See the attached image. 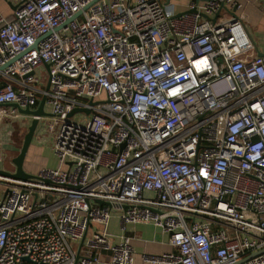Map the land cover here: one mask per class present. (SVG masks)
<instances>
[{"label": "built area", "instance_id": "2783aa9c", "mask_svg": "<svg viewBox=\"0 0 264 264\" xmlns=\"http://www.w3.org/2000/svg\"><path fill=\"white\" fill-rule=\"evenodd\" d=\"M5 1L0 117L43 95L59 165L0 176V264H133L138 223L171 247L146 264H264V45L242 2Z\"/></svg>", "mask_w": 264, "mask_h": 264}, {"label": "crops", "instance_id": "0c3cea01", "mask_svg": "<svg viewBox=\"0 0 264 264\" xmlns=\"http://www.w3.org/2000/svg\"><path fill=\"white\" fill-rule=\"evenodd\" d=\"M240 1L242 2V9L240 12L243 18V26L255 47L261 50L264 45V0ZM169 2L172 4L174 12L184 10L185 0H169ZM11 8L12 5L9 4L8 1L0 0V12L2 15L9 17ZM259 43L260 45H256ZM2 109L6 114L0 117V152L4 156V161L0 163V169L11 170L12 167L9 163V159L18 152L22 141V139L17 141V137L13 134V130L29 124L30 117H26L16 110L12 111L14 108L8 105H4ZM15 122L18 123V126L12 130V125L15 124ZM41 148V137L34 132L22 162V168L25 172L34 174L39 168H42V166L36 165L32 160ZM112 219H116L115 226L117 230L116 232H110L108 228L107 230L112 235H115L118 232L117 217L115 214L111 216L109 221ZM127 233L130 236V244L133 251V264H146L140 259L141 253L157 254L171 250V247L167 243L168 234L151 224L138 223L129 225L127 227ZM78 246L79 242L76 244L75 252ZM97 264H107V253H102L100 255Z\"/></svg>", "mask_w": 264, "mask_h": 264}, {"label": "water", "instance_id": "95a60500", "mask_svg": "<svg viewBox=\"0 0 264 264\" xmlns=\"http://www.w3.org/2000/svg\"><path fill=\"white\" fill-rule=\"evenodd\" d=\"M94 1H96V0H92L88 5H90ZM88 5H86L84 7V9ZM12 7H14V6H12ZM77 14H79V12L75 13L71 18L75 17ZM216 14L217 13H215V15ZM261 55H262L261 53H258V56H261ZM10 61H8L4 65L0 66V69H2L8 63H10ZM44 67L47 68V64H44ZM31 73L32 72H30L28 74H25L24 76H27V75H29ZM47 87H48V82L46 83L44 89L47 90ZM43 104H44V96L43 95L39 98L36 107L34 109H32V110L28 109L27 107L20 108L19 105L16 104V103L5 104V105H8V106L13 107L20 114L30 116V120H29V124L26 126V131L24 132V134L22 136V141H21L20 147L18 149V152L9 159V163H10V165L12 167L11 170H8V169H0V176H4V177H7V178L16 179V180H25V179H28V178H34L35 177L34 174L27 173V172H25L23 170V168H22V162H23L24 155L26 153L27 147H28V145H29V143L31 141L32 136H33L35 127L37 125L38 117H43V116L51 117L52 116V114L46 112L43 109ZM75 110H76V108L72 109L68 113V115H70ZM85 112L87 113L86 110H85ZM96 202L98 204L108 205L106 202L101 201V200H96ZM82 239L83 238H81L80 241H79V246L82 243ZM262 252H264V248L256 251L255 253L250 254L249 256L255 255V254H258V253H262ZM78 257H79V254H78V252H76L75 253V256H74L73 264H75V261H76V259Z\"/></svg>", "mask_w": 264, "mask_h": 264}, {"label": "rangeland", "instance_id": "374dc122", "mask_svg": "<svg viewBox=\"0 0 264 264\" xmlns=\"http://www.w3.org/2000/svg\"><path fill=\"white\" fill-rule=\"evenodd\" d=\"M256 45H260V43ZM40 76H41V84H45L46 79H47V73L45 69L40 72ZM44 110L47 111L46 106H44ZM24 116L27 117V115H24ZM57 124H58L57 120H54L52 117H48V116H43L37 122V126L35 127L34 132L35 134H39V136L41 137V147L42 148L38 153H36V155L33 157L32 160L38 166L47 167V168H56L59 165L51 149L52 141L56 133V129H57ZM50 125H52L51 131L48 130V127ZM17 126H18V123L15 122V124L12 125V130L14 128H17ZM26 126H22V127H19L13 130V134L16 135L15 137H17V141H20L22 139V136L24 132L26 131ZM144 195L147 198L150 197L149 193H145ZM115 225H116V219L115 220L112 219L111 221L108 222L107 228L109 229L110 232H116L117 229Z\"/></svg>", "mask_w": 264, "mask_h": 264}]
</instances>
